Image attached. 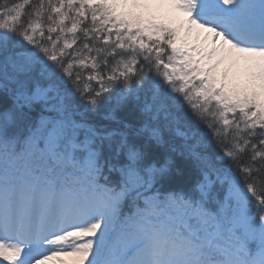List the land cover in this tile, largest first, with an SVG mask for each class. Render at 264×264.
I'll use <instances>...</instances> for the list:
<instances>
[{"label": "snow or ice", "instance_id": "6c2138e0", "mask_svg": "<svg viewBox=\"0 0 264 264\" xmlns=\"http://www.w3.org/2000/svg\"><path fill=\"white\" fill-rule=\"evenodd\" d=\"M59 257L264 264V0H0V264Z\"/></svg>", "mask_w": 264, "mask_h": 264}, {"label": "trees", "instance_id": "16d2710c", "mask_svg": "<svg viewBox=\"0 0 264 264\" xmlns=\"http://www.w3.org/2000/svg\"><path fill=\"white\" fill-rule=\"evenodd\" d=\"M181 167L185 168V174L183 176L175 177L172 183L169 185L170 187L180 188V187H187L191 182V172L186 168V166L181 165ZM68 264L70 262L69 258H57V260L53 262H49L48 264Z\"/></svg>", "mask_w": 264, "mask_h": 264}, {"label": "rangeland", "instance_id": "374dc122", "mask_svg": "<svg viewBox=\"0 0 264 264\" xmlns=\"http://www.w3.org/2000/svg\"><path fill=\"white\" fill-rule=\"evenodd\" d=\"M13 235L14 234H12V233H4L3 234L4 240L7 241V242H9V243H12L13 241H12L11 238L13 237ZM0 259H2V258H0ZM45 262H48V261H45Z\"/></svg>", "mask_w": 264, "mask_h": 264}]
</instances>
